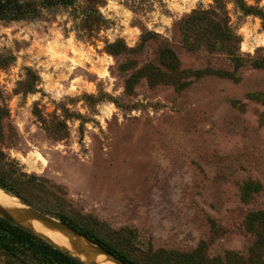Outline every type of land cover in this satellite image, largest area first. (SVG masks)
Here are the masks:
<instances>
[{
	"label": "rangeland",
	"instance_id": "rangeland-1",
	"mask_svg": "<svg viewBox=\"0 0 264 264\" xmlns=\"http://www.w3.org/2000/svg\"><path fill=\"white\" fill-rule=\"evenodd\" d=\"M18 1L0 148L34 180L5 212L132 264H264V0Z\"/></svg>",
	"mask_w": 264,
	"mask_h": 264
},
{
	"label": "trees",
	"instance_id": "trees-1",
	"mask_svg": "<svg viewBox=\"0 0 264 264\" xmlns=\"http://www.w3.org/2000/svg\"><path fill=\"white\" fill-rule=\"evenodd\" d=\"M234 1L239 5L243 4L241 0ZM41 3L49 7L56 5L68 6L71 4V0H41ZM244 8L242 10L247 14L248 9L245 10ZM29 12L24 10V5L18 0H0V19L8 21L22 20ZM4 119H8V112L4 106L0 105V130L1 122ZM1 141L2 138L0 137ZM33 180L34 178L23 173L16 163L8 161L0 148V189L24 202V193L27 188L31 187ZM259 220L264 226V213L259 216ZM71 227L76 229L72 225ZM79 232L102 246L99 241L81 231ZM108 251L124 263L132 264L114 251ZM0 254L6 258L7 264H83L38 236L32 235L1 218Z\"/></svg>",
	"mask_w": 264,
	"mask_h": 264
},
{
	"label": "water",
	"instance_id": "water-1",
	"mask_svg": "<svg viewBox=\"0 0 264 264\" xmlns=\"http://www.w3.org/2000/svg\"><path fill=\"white\" fill-rule=\"evenodd\" d=\"M0 218L11 223V224H13V225H15L16 227L32 234V235L38 236L39 238H41L44 241H46L47 243L51 244L52 246H54L58 250L67 253L69 256L77 259L78 261L82 262L83 264H95V263H91L90 261H81L77 257H74L73 255H71L65 249H61V248L55 246L53 243H51L48 239H46L42 235L37 234V233L27 229L26 227H24L23 224L26 223L27 221H30V220H36V221L41 222L43 225H45L51 229L61 231V232L67 234L68 236H70L76 240L82 241L84 243L85 247L78 248V253L79 254H91L90 260L103 256V257L107 258L113 264H126L121 259H119L114 254H112L110 251L105 250L104 248H102L98 244L94 243L93 241L89 240L87 237H85L81 233L77 232L76 230L72 229L68 225L63 224V223L58 222V221H55V220L35 211L33 209L26 208V211L23 214V224L15 221L7 213H5L4 211H1V210H0Z\"/></svg>",
	"mask_w": 264,
	"mask_h": 264
},
{
	"label": "bare ground",
	"instance_id": "bare-ground-1",
	"mask_svg": "<svg viewBox=\"0 0 264 264\" xmlns=\"http://www.w3.org/2000/svg\"><path fill=\"white\" fill-rule=\"evenodd\" d=\"M7 201L13 202V205L16 204L12 199H10L0 189V210L1 211L5 212L4 208H5V204L7 203ZM16 207H17V205H16ZM23 209L26 210V207H23ZM5 213H7L10 217H12L15 221L23 224V215L16 214L14 212H5ZM23 225L27 229H29V230L37 233V234L42 235L43 237L48 239L51 243H53L55 246H57L61 249H65L71 255H73L74 257H77L81 261H90L91 263H95V264H113L107 258H105L103 256L90 260L91 254H79L78 248L85 247V245L82 241L76 240V239L68 236L67 234H65L61 231L51 229V228L43 225L39 221L30 220V221H27L26 223H24Z\"/></svg>",
	"mask_w": 264,
	"mask_h": 264
}]
</instances>
